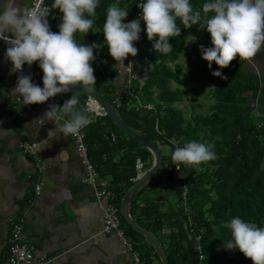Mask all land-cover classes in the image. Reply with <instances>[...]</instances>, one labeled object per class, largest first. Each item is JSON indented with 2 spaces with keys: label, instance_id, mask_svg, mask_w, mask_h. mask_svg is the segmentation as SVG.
I'll list each match as a JSON object with an SVG mask.
<instances>
[{
  "label": "trees",
  "instance_id": "16d2710c",
  "mask_svg": "<svg viewBox=\"0 0 264 264\" xmlns=\"http://www.w3.org/2000/svg\"><path fill=\"white\" fill-rule=\"evenodd\" d=\"M53 2L51 0L49 3ZM143 2L144 0H103L92 17L95 21L92 29L87 34H75L78 44L101 45L94 49L96 59L92 62L93 68L96 61H111L104 66L103 72L94 68V90L114 106L120 119L131 130L149 138L158 147H170L173 153L177 146L197 141L213 145L212 150L216 154V159L199 166L179 165L181 177L177 181L178 201L175 205L171 204V209L164 213L159 206H155L156 210L148 214L153 221L148 227L159 239L170 264H252L238 250L224 248L223 241L230 239V230L222 225L238 216L246 222L264 227V129L257 125L248 96L258 90L256 77L245 70V62L239 58L233 60L227 68L219 69L213 62L209 69L208 62L202 59L201 53V45L204 48L212 46L209 33L206 29L198 30V24L184 28L177 20L180 34L170 38L172 50L166 54L155 52V38L153 41L146 40L140 63L136 66L133 82L136 95L142 104H151L154 108L139 111L137 107L130 108L126 105L131 99L125 95L121 99L122 105L117 106L115 100L120 96L115 76L119 69L104 44L103 24L106 11L110 5L128 10L123 21L128 23L138 19L142 10L137 5ZM205 2L206 0H190L194 10L200 9ZM60 17L59 9L48 17L51 31H59L58 25L62 21ZM145 28L143 22L144 33ZM189 37L201 38L203 42L196 43L193 56L198 61L191 62L188 78L192 82H208L213 87V104L210 106V113L205 116L197 114L192 108L187 117L186 112L179 107L192 97L195 90L178 86L183 73L179 60L187 52ZM218 70L227 77L226 80L212 75V72ZM72 94L79 99L76 108L85 110L87 97ZM112 132L118 134L116 144L107 138ZM85 134L93 161L99 159L96 162L97 171L101 178L111 179L115 195L135 184V166L139 160L144 162V170H148L152 164L151 152L122 132L108 116L92 121ZM122 151L126 153L121 156L119 163L115 162L112 155L108 159L104 158L106 154ZM97 156L99 158H95ZM176 167L172 154L163 156L162 168L157 176L165 173L173 178ZM185 180H190V185L188 196L183 200L182 182ZM145 189L143 187L137 197ZM135 206L137 207V203ZM167 228L170 229L168 233L165 232Z\"/></svg>",
  "mask_w": 264,
  "mask_h": 264
},
{
  "label": "crops",
  "instance_id": "0c3cea01",
  "mask_svg": "<svg viewBox=\"0 0 264 264\" xmlns=\"http://www.w3.org/2000/svg\"><path fill=\"white\" fill-rule=\"evenodd\" d=\"M50 1L48 0V5L51 7ZM17 2L22 7L30 6V0H17ZM53 10L49 12V16L56 12V9ZM60 20H62V13ZM6 35L11 36V33ZM188 41L187 52L180 58L181 60L186 57L187 60H184L185 64H181L180 60L179 63L183 67L186 78L192 82L188 78L191 62L198 61L193 53L196 43H202L203 40L198 37H189ZM7 47L8 45L0 40V261L8 253L14 228L12 222H14L22 226L24 241L34 246L33 264L44 262L47 264H133L134 254L124 248L117 235L103 232L104 216L96 195L100 190L101 182H109L112 188L111 179L100 177L96 168V162H99L97 161L99 159L93 161L87 145L98 183L97 186L85 183L87 172L79 157L73 135L64 137L62 133H58L54 137V133L48 134L49 131L54 130L55 127H61L65 122L64 119L56 121L44 119V113L49 109V105H52L50 100L42 104L25 106L21 99L12 93L21 74L10 71L11 62L5 57ZM106 61L100 63L96 61L95 70L103 72L104 66H107ZM244 62L245 70L256 77L255 84L258 90L249 93L248 96L253 114L257 123L260 124L264 122V47L251 61ZM36 70L43 76L38 62H36ZM122 80L123 77H119L117 83L119 92L122 91ZM6 81L10 82L7 88ZM41 83L43 85V81ZM67 95L71 98L73 94L67 93ZM53 98L56 106H63L64 102L59 94ZM209 99L212 100L211 95ZM89 116L92 121L95 120L94 115L89 114ZM112 135L116 136V141H113ZM107 138L115 144L118 142V134L115 132L110 133ZM24 140L39 144L35 154H24L19 149V143ZM159 148L163 156L171 155L170 147ZM163 148L170 150V153L164 154ZM125 153L126 151L106 154L104 158L108 159L112 155L115 162L119 163L121 156ZM151 161L153 164V157ZM155 177L138 190L137 194L146 187V191L140 197L136 194L131 205L132 218L152 234L149 227L153 221L149 219L148 214L156 210L155 206H159L163 213L168 212L171 204L175 205L178 201L179 187L174 176L171 178L163 173ZM36 184H41L39 196L35 194ZM184 185H190V180L183 181L182 186ZM133 186L126 191L122 190L121 194H116L120 212L124 197ZM183 200L186 199L183 198ZM123 218L122 216V230L125 231L127 240L134 246L135 252L141 255L143 264H162L150 240L131 228ZM165 232H170V229L167 228Z\"/></svg>",
  "mask_w": 264,
  "mask_h": 264
},
{
  "label": "clouds",
  "instance_id": "9594fccd",
  "mask_svg": "<svg viewBox=\"0 0 264 264\" xmlns=\"http://www.w3.org/2000/svg\"><path fill=\"white\" fill-rule=\"evenodd\" d=\"M98 4L99 0H54L51 8H29L19 6L17 0H0V40L8 45L5 57L11 62L10 71L22 73L25 64L31 67L38 62L43 72V87L34 84L31 75L18 77L12 93L23 105L45 103L58 94L73 92L75 86H82L83 93L88 95L94 93L96 78L92 62L96 59L94 49L101 45L78 44L75 34H87L92 29ZM137 6L142 10L140 17L128 23L123 22L128 10L110 5L106 11L104 44L122 68L133 67L131 62L125 66L124 61L129 55L138 54L134 42L140 38L141 20L148 40L155 38L153 50L164 54L172 50L170 38L180 34L177 20L184 28L198 24V30L206 29L212 46L201 45V53L209 69L213 62L224 69L237 58L251 61L264 47V0H206L196 10L190 0H144ZM50 9H59L62 13L58 33L50 30ZM85 13L88 18H84ZM212 75L227 79L219 70ZM78 104V97L71 95L63 106L49 105L44 119L65 122L48 134L54 133L56 137L62 133L66 137L89 125L91 117L86 110H78ZM213 147L197 141L177 146L172 153L177 171H180L179 165L194 167L216 159ZM222 226L230 230V239L223 241L226 250H238L252 264H264V227L238 216Z\"/></svg>",
  "mask_w": 264,
  "mask_h": 264
},
{
  "label": "built area",
  "instance_id": "2783aa9c",
  "mask_svg": "<svg viewBox=\"0 0 264 264\" xmlns=\"http://www.w3.org/2000/svg\"><path fill=\"white\" fill-rule=\"evenodd\" d=\"M46 1L47 0H31L30 8H41V7L47 8ZM140 13L138 14V18L140 17ZM142 23L143 21L141 20L140 38L138 41L134 42V47L138 49V54L135 57L129 55L124 61L125 66H127L131 62L133 64L132 69L122 68L119 65L118 67L119 70H117V74L115 76V81H118L119 77H123V81H124L123 86H122V91L119 92L120 98H117L115 100V104L117 106H121L122 96L125 95L126 97L131 99V101L127 103V106H131L132 104L133 107H137V111L141 109L152 110L154 108V106L151 104L144 105L141 103L139 97L136 95L135 88L133 85V82L136 76V66L140 63L144 44L146 40H148L146 33L142 32ZM109 62L111 61L107 59L106 64L108 65ZM21 75H31L32 82L34 84L39 85L40 87H43L40 84L41 76L37 74L34 70V63L32 64L31 67L25 64L23 66V71ZM5 86L9 87L10 82L6 81ZM87 105H88V110L95 111L96 115L98 116L106 115L103 109L93 108V101L91 99L89 100ZM258 127L261 129H264V122L258 124ZM73 135L75 137L78 154L81 157L82 163L87 172V178L84 180V182L89 183L93 186H97L98 177L95 173L94 166L88 154V148L85 144V136L80 130L77 133H73ZM112 139L113 141H116V136L112 135ZM38 145L39 144L37 142H31V141L25 140L20 143L19 147L24 154L31 155V154L36 153ZM142 167H143V164L140 161H138L136 168L139 173V178L144 175V173L142 172ZM173 176H174V179L178 181L180 179L181 174L179 171L176 170ZM188 192H189L188 185H184L183 192H182V196L184 199L187 198ZM35 194L36 196H39L41 194V184L35 185ZM97 197L100 202V207L102 208L103 216H104L103 217L104 218L103 219L104 233L105 234L115 233L119 237V239L122 242H124L126 249L134 254L133 264H141L139 254L135 252L133 246L129 244L125 239V235L121 227L122 226V214L116 203L115 195L109 189L108 183L106 181L101 182V189L97 192ZM12 223H13L14 228H13L12 235L9 241L10 243L9 250L6 256L0 261V264H33L34 246L24 241L22 237V226L14 222ZM199 250L202 251L201 248H199ZM43 264H47V262H44Z\"/></svg>",
  "mask_w": 264,
  "mask_h": 264
},
{
  "label": "water",
  "instance_id": "95a60500",
  "mask_svg": "<svg viewBox=\"0 0 264 264\" xmlns=\"http://www.w3.org/2000/svg\"><path fill=\"white\" fill-rule=\"evenodd\" d=\"M102 1L103 0H99L98 6L100 5V3ZM84 18H88L87 13L84 14ZM73 91L77 92V93L85 94L87 96L95 97L103 105V107L105 108L109 118L118 126V128L122 132H124L126 135H128L130 138H132L134 141H136L137 143H139L140 145H142L143 147H145L146 149H148L151 152L152 157H153L152 167L150 170H148V173L145 174L143 179L139 180L133 186V188L125 195L123 203H122L121 213H122V216L124 217L125 221L128 223V225L131 228H133L134 230L143 234L145 237H147L150 240V242L153 244V246L155 247V249H156V251L160 257L161 263L162 264H170L168 257H167V254H166L164 248L162 247L161 243L159 242V240L149 230H147L146 228L139 225L131 216V205L134 201V198L137 194V191L139 190V188L144 183H146V182L150 181L152 178H154L158 174L159 170L162 167L163 155H162L160 148L157 146V144H155L149 138L131 130L119 118L118 114L114 111L112 105L98 92L94 91V93H92V95H88L86 93H83L82 86H75L73 88Z\"/></svg>",
  "mask_w": 264,
  "mask_h": 264
},
{
  "label": "rangeland",
  "instance_id": "374dc122",
  "mask_svg": "<svg viewBox=\"0 0 264 264\" xmlns=\"http://www.w3.org/2000/svg\"><path fill=\"white\" fill-rule=\"evenodd\" d=\"M187 60L186 57H183L180 60L181 64H185ZM173 86H176L175 84ZM178 86L182 88H194V93L191 98H189L185 103L180 104L179 107L186 112L187 117L190 116L192 108L196 111L197 114L200 115H208L210 113V106L213 104V101L209 99V96L211 95V91L213 89L212 85L208 82H204L203 84L199 83H192L187 78L186 75L183 73V79ZM193 105V106H192ZM170 150H165L163 148V153L168 155ZM172 154V152H171Z\"/></svg>",
  "mask_w": 264,
  "mask_h": 264
},
{
  "label": "bare ground",
  "instance_id": "6f19581e",
  "mask_svg": "<svg viewBox=\"0 0 264 264\" xmlns=\"http://www.w3.org/2000/svg\"><path fill=\"white\" fill-rule=\"evenodd\" d=\"M30 5H31V0H30ZM46 7L47 8H51L49 5H48V0L46 1ZM29 8H30V6H29ZM50 11H54L53 9H50ZM34 70H35V72L37 73V74H39L40 76H41V80H40V84L42 85V83H41V81H42V74H40L37 70H36V62H34ZM20 73V72H19ZM21 74V73H20ZM43 86V85H42ZM6 87V86H5ZM7 88V87H6ZM94 91H96V90H94ZM97 92V91H96ZM68 93H76V94H80V95H84V96H86L87 98H88V100L85 102V106H84V109L86 110V112L88 113V114H92V115H94L95 116V119H97L98 117H106V116H108V114H107V112H106V110H105V108L103 107V105L95 98V97H92V96H87V95H85V94H81V93H77V92H72V91H70V92H68ZM99 93V92H98ZM100 94V93H99ZM61 97H62V99H63V102L65 103L67 100H69L70 98H69V96L67 95V93H62V94H59ZM101 95V94H100ZM92 100L93 101V108H96V109H98V108H100V109H103V111L106 113V115L105 116H98V115H96V113H95V111H89L88 110V105H87V103L89 102V100ZM49 100H50V103L52 104V105H55V102H54V98L52 97V98H49ZM109 102V101H108ZM110 103V102H109ZM111 104V103H110ZM112 105V104H111ZM56 106V105H55ZM127 106V105H126ZM112 107H113V109H114V111L116 112V110H115V108H114V106L112 105ZM128 107H130V108H133V106H132V104H131V106H128ZM117 113V112H116ZM118 114V113H117ZM119 116V115H118ZM109 117V116H108ZM120 118V117H119ZM90 125V124H89ZM89 125H87L86 127H84V128H82L80 131L84 134V136H85V144H86V146H87V142H86V134H85V130H86V128L89 126ZM118 127V126H117ZM73 135V134H72ZM73 137H74V135H73ZM74 139H75V137H74ZM25 141V140H24ZM29 141V140H28ZM21 142H23V141H21ZM20 142V143H21ZM20 143H19V145H20ZM76 143V142H75ZM39 146V145H38ZM77 147V146H76ZM88 148V147H87ZM19 149H20V147H19ZM21 150V149H20ZM37 151V150H36ZM80 157V156H79ZM80 159H81V157H80ZM83 164V163H82ZM151 169V168H150ZM149 169V170H150ZM95 170V169H94ZM142 172L144 173V175L148 172V171H146V170H144V165H143V167H142ZM96 173V172H95ZM143 175V176H144ZM139 180H141L140 178H139V173H138V170H137V178L135 179V184L139 181ZM108 183V186H109V189L113 192V190H112V188H111V186H110V183L109 182H107ZM147 183V182H146ZM145 184V183H144ZM143 184V185H144ZM142 185V186H143ZM141 186V187H142ZM99 187H100V189H101V183L99 184ZM140 187V188H141ZM139 188V189H140ZM138 192V191H137ZM114 193V192H113ZM115 195V194H114ZM136 197V196H135ZM96 199L98 200V197H97V195H96ZM115 199H116V195H115ZM135 199V198H134ZM98 202H99V200H98ZM117 203V202H116ZM103 232H104V227H103ZM123 232H124V235H125V231L123 230ZM115 234V233H114ZM118 237V236H117ZM119 238V237H118ZM125 239H126V241L129 243V244H131L128 240H127V238H126V235H125ZM120 240V239H119ZM121 241V240H120ZM122 242V241H121ZM122 244H123V246H124V248H126L125 247V244H124V242H122ZM132 245V244H131ZM133 246V245H132ZM133 248H134V246H133ZM135 250V249H134ZM138 253V252H137ZM139 254V253H138ZM139 258H140V261H141V264H143V262H142V257H141V255L139 254ZM133 262H134V258H133Z\"/></svg>",
  "mask_w": 264,
  "mask_h": 264
}]
</instances>
